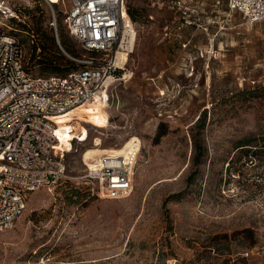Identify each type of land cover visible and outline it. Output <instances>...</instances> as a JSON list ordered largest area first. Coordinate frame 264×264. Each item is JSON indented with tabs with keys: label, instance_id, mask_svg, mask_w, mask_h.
I'll use <instances>...</instances> for the list:
<instances>
[{
	"label": "rangeland",
	"instance_id": "rangeland-1",
	"mask_svg": "<svg viewBox=\"0 0 264 264\" xmlns=\"http://www.w3.org/2000/svg\"><path fill=\"white\" fill-rule=\"evenodd\" d=\"M9 1L20 20L0 18V34L17 36L26 64L44 34L68 58L84 53L63 21L67 0L56 29L43 0ZM125 5L133 50L105 100L59 118L65 174L0 229V264H264V18L250 23L224 0ZM132 137L141 148L130 194L91 195L86 152L120 150Z\"/></svg>",
	"mask_w": 264,
	"mask_h": 264
},
{
	"label": "built area",
	"instance_id": "built-area-1",
	"mask_svg": "<svg viewBox=\"0 0 264 264\" xmlns=\"http://www.w3.org/2000/svg\"><path fill=\"white\" fill-rule=\"evenodd\" d=\"M43 1L56 29V7L65 0ZM67 1L70 6L62 12L63 21L85 53L71 57L77 67L65 74L33 75L23 43L14 34H0V229L13 225L31 192L51 188L64 176L67 151L58 137L57 119L88 101L105 100L115 72L122 69L115 53L123 29L132 23L125 0ZM224 1L229 12L250 23L264 18V0ZM20 16L14 3L0 0L1 19L14 21ZM55 37L58 40L57 33ZM78 133L75 139L81 142ZM140 148V140L132 137L119 154L106 152L85 162L82 177L91 195L128 196Z\"/></svg>",
	"mask_w": 264,
	"mask_h": 264
},
{
	"label": "trees",
	"instance_id": "trees-1",
	"mask_svg": "<svg viewBox=\"0 0 264 264\" xmlns=\"http://www.w3.org/2000/svg\"><path fill=\"white\" fill-rule=\"evenodd\" d=\"M126 11L132 20V18H134L133 13L127 7H126ZM37 23L38 22L36 21V25H37ZM24 24H25V22H24ZM27 27H29V26H27ZM29 30L33 31V29L30 27H29ZM35 30L38 31L39 29L37 28ZM44 40H45V42H41L40 45L38 43L32 41L31 46H30V54H29V57L27 59V64L29 63L28 60L30 58L34 59L36 64L39 67L40 72L42 74H45V75L65 74V73H67V72H69V71H71L77 67V63L71 57H77V56H80L82 54L69 56L70 58H68L63 53L64 52L63 49L60 48L58 46V44L55 42V39L53 36H48L47 34H44ZM60 43L64 49L68 48L64 39H61ZM83 52L85 53L84 50H83ZM199 119L200 120H198L199 122H198L197 126L202 127L204 125V122H205V115H203L202 118L199 117ZM164 133L165 132H158L156 135V139L161 137L162 135H164ZM194 142H195L194 143L195 146H197L196 140ZM244 145H251L250 141L247 140L246 143L239 144L238 147L244 146ZM249 149H251V148H249ZM250 151H252V150H245L246 153H248ZM252 152H255V151H252ZM200 155H202L201 152H200ZM196 156L198 158H196ZM194 158L199 162V156L197 154L195 155ZM77 194H79V193H77ZM254 243H255V241L253 240V241H251L250 245L252 246V245H254Z\"/></svg>",
	"mask_w": 264,
	"mask_h": 264
},
{
	"label": "bare ground",
	"instance_id": "bare-ground-1",
	"mask_svg": "<svg viewBox=\"0 0 264 264\" xmlns=\"http://www.w3.org/2000/svg\"><path fill=\"white\" fill-rule=\"evenodd\" d=\"M134 41H135V30H134L133 26L131 25V23L128 22L127 27H125L123 29L121 44L119 45L118 50L115 53L116 61H117V63L120 64V67L122 69L124 68L125 63L128 60L127 55L129 56V52H132V50H133ZM124 43H125V45H124ZM97 100H98V98H96L95 100H92V101H88L84 104H81L78 107L85 106V105H91L92 103H94ZM59 118L57 119L58 121H59ZM121 151H122V149H120V150H109V149L103 150V149L93 148V149H90L86 152L84 159L86 160L87 163H90V162H88V160L92 158V156H91L92 154H99V153H106V152L111 153V154H119Z\"/></svg>",
	"mask_w": 264,
	"mask_h": 264
}]
</instances>
